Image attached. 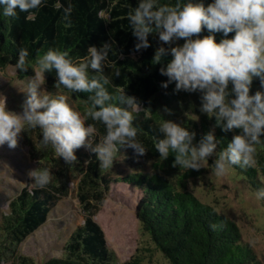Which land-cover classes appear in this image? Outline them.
<instances>
[{"label": "trees", "instance_id": "1", "mask_svg": "<svg viewBox=\"0 0 264 264\" xmlns=\"http://www.w3.org/2000/svg\"><path fill=\"white\" fill-rule=\"evenodd\" d=\"M175 2L171 0V3ZM204 2L207 5L211 0ZM138 3L139 0H45L39 10H32L34 17L26 18L28 13L23 12L15 18L0 16V70L10 67L18 81L33 80L38 58L50 49L66 51L68 58L79 64L90 59L91 47L100 50L109 45L106 59L101 62L102 74L109 80L104 86L113 97L106 104L112 103L133 113L137 140L145 147V153L140 154L127 143L118 144L112 168H102L92 149L103 142L108 130L103 121L94 120L87 113L85 122L93 126L94 131L86 146L74 150L77 159L62 167L56 158L41 152L39 155L44 164L40 168L46 167L50 172L47 166L56 169L51 172V182L43 188L23 186L9 203L7 212L0 216V264H35L33 258L19 254L18 248L46 225L52 211L68 195L69 168L75 172V198L81 208L83 223L74 228L63 245L64 256L47 259L43 264H120L108 247L102 227L94 220L116 184L138 191L135 217L141 231L168 264H264L254 248L244 241L235 221L187 191L185 182L196 174L175 164V153L161 158L155 148V144L164 138L163 121L176 122L195 132L194 145H198L207 132L214 131L220 140L217 154L227 148L239 130L222 131L216 126L214 116L202 113L199 91H176L175 82L163 87L168 77L160 73V68H166L171 59L170 52L162 54L158 63H153V59L157 49H168L169 45L159 39L158 33H150L149 47L135 48L139 38L132 34L127 13ZM69 6L71 12L66 13ZM200 35H208V32ZM219 39L217 34V42ZM24 49L28 56L24 69H20L18 60ZM87 74L89 79L100 75L98 70L90 67ZM43 75L44 85L51 92L59 90L69 94L79 102L80 109L84 107L88 111L92 107L89 97L95 95L94 91L73 92L63 85L57 86L59 78L55 68L44 70ZM257 90H262L258 78L254 79L250 94ZM121 94L134 97L136 106L133 108L121 102ZM96 109H99L98 105ZM38 130L24 131L27 143L33 145L35 141L47 147L41 143L42 134ZM231 169L246 180L257 195L264 189V144L256 146L251 166ZM260 199L264 205V198ZM140 262L134 256L122 264Z\"/></svg>", "mask_w": 264, "mask_h": 264}, {"label": "clouds", "instance_id": "2", "mask_svg": "<svg viewBox=\"0 0 264 264\" xmlns=\"http://www.w3.org/2000/svg\"><path fill=\"white\" fill-rule=\"evenodd\" d=\"M44 5L45 0H0V16L15 18L23 12L28 13L26 18H31L35 15L32 10ZM56 6L60 7L59 3ZM65 12L70 13L71 6ZM127 16L132 34L139 38L136 49L149 47L150 33H158L159 39L169 45L168 49H157L153 59V63H158L162 54L170 52L166 68H160V73L168 77L163 87L175 82L176 91H199L202 113L214 116L216 126L222 131L239 130L227 148L217 154L220 140L214 131L207 132L194 145L195 132L176 122L163 121L164 138L155 144L161 158L173 152L175 164L199 170L202 164L197 161L206 164L207 158L217 154L212 168L216 176L226 175L234 166H251L256 146L264 144V0H211L207 5L204 0H176L174 4L171 0L167 3L139 0ZM204 31L208 35L201 36ZM217 34L220 35L218 42ZM181 39L183 43H177ZM108 47L104 45L100 50L91 47L90 59L79 64L73 63L66 51L50 49L41 55L35 78L27 87L29 94L21 105L22 112L9 110L6 98L0 95V146L7 144L14 149L22 132L39 128L42 144L51 142L56 154L65 161L77 159L74 150L85 145L94 127H85V118L68 103L66 96L53 98L38 91L44 83V70L55 68L59 78L57 86L63 85L73 92H95L89 97L92 107L88 115L103 121L108 130L103 142L92 149L102 168H112L118 144L127 143L144 154L145 147L137 140L133 113L115 104H106L113 98L104 86L109 80L102 74L101 62L106 59ZM27 56L26 49L20 52V69H24ZM89 67L98 70L100 75L89 79ZM256 78L262 90L250 94ZM120 100L133 108L136 106L134 97L121 94ZM27 175L41 188L52 180L46 167L32 169ZM257 196L264 198V189Z\"/></svg>", "mask_w": 264, "mask_h": 264}, {"label": "rangeland", "instance_id": "3", "mask_svg": "<svg viewBox=\"0 0 264 264\" xmlns=\"http://www.w3.org/2000/svg\"><path fill=\"white\" fill-rule=\"evenodd\" d=\"M177 43L182 44V39ZM37 68L35 67V70ZM33 80L18 81L15 71L10 67L0 70V95L6 98L9 110L22 112L21 105L29 94L27 87ZM38 91L42 94H51L53 98L66 96L68 103L86 119L87 109L84 107L80 109L79 102L72 99L69 94L59 90L51 92L44 83L40 85ZM85 127H88L86 122ZM39 133L42 134L41 130ZM33 142L34 146L27 143L25 133L22 132L16 148H9L7 144L0 146V216L7 212L9 203L23 186L30 188L35 186L34 180L27 174L44 164L39 155L41 152L56 158L62 167L68 162L56 154L52 143L49 142L47 147H43L38 142ZM89 142L90 136L86 137L83 146ZM216 158V154L210 156L206 164L197 161L202 166L199 173L197 169H191L196 175L185 182L187 191L203 204L214 207L220 214L235 221L242 231L244 241L264 260V205L260 197L251 191L248 182L237 176L232 169L226 175L216 176L212 170ZM47 167L51 172L56 170L51 166ZM68 172V195L63 197L57 208L52 211L46 225L18 248L19 254L33 258L35 264H43L45 260L54 257L62 258L63 245L74 228L83 223L81 208L75 198V172L70 168ZM138 197L137 190L122 184L113 185L94 220L102 227L108 247L115 254L118 263L122 264L136 256L141 260L140 264H168L154 249L149 237L141 231L134 214ZM1 240L0 234V242Z\"/></svg>", "mask_w": 264, "mask_h": 264}]
</instances>
